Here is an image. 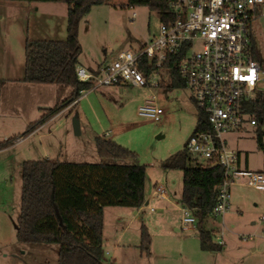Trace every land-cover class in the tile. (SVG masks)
Masks as SVG:
<instances>
[{"label":"rangeland","instance_id":"rangeland-1","mask_svg":"<svg viewBox=\"0 0 264 264\" xmlns=\"http://www.w3.org/2000/svg\"><path fill=\"white\" fill-rule=\"evenodd\" d=\"M3 2L6 1L0 0V74L7 73L1 72L2 66L4 69L7 64L8 73L22 78L27 38L66 39L67 4L61 3L65 8L64 14L58 12L55 20L48 22L46 29L33 17L34 13L26 17L22 8L4 7L6 3ZM127 2L109 0L95 5L82 19L79 38L83 51L79 65H100L114 59L121 51L137 49L157 35L161 25L159 14L144 5L129 7ZM254 36L264 55L261 21L254 25ZM7 45L11 46L12 52L7 53ZM165 78L168 81V77ZM25 84L21 92L26 100L24 104L18 105L17 101L7 103L0 114V141L22 135L30 123L41 117L44 113L41 106L44 104H37V101L46 102L47 107H55L65 102L72 92L71 87L66 85ZM1 94L4 96V91ZM154 95L165 111L160 121L139 114V107ZM4 97L11 98L8 94ZM198 112L186 87L150 88L123 84L90 88L82 92L77 101L48 120L44 127L19 137L12 146L0 150V264L57 263L56 245L32 246L17 239L23 163L45 158L101 162L96 146L98 137L115 140L137 152L138 157L128 162L147 165L150 204L157 207L152 212L144 205L136 217L128 207L109 209L107 232L111 237L109 244L105 243L103 247V264H108L114 253V239L122 233L123 242H132L135 237L139 247H131L128 251L120 249L118 259L126 264L145 262V259L136 257L135 260L133 256V253L142 251L140 234L143 224L151 235L150 248L143 252L144 256L150 255L153 262L148 261L150 264H264L262 186L250 187L244 183V179H239L232 187L231 207L224 215L225 223L221 216L209 219L207 226L214 230V240L219 242L221 237L225 242L222 250L203 249L197 230L181 228L183 172L165 168L162 164L187 144L197 125ZM74 118L79 121V133L75 131ZM256 130V125H248L225 135L228 144L241 153V167L244 170L260 171L264 167V153L257 146ZM107 132L110 134L107 135ZM156 182L167 187L171 198L169 201L158 200L152 195ZM111 210L125 212L121 225H113ZM177 227L179 230H176Z\"/></svg>","mask_w":264,"mask_h":264},{"label":"trees","instance_id":"trees-1","mask_svg":"<svg viewBox=\"0 0 264 264\" xmlns=\"http://www.w3.org/2000/svg\"><path fill=\"white\" fill-rule=\"evenodd\" d=\"M8 2L66 3V39H30L25 42L23 81L32 84H60L71 87L65 102L47 107L41 117L30 123L18 137L0 141V150L14 144L57 115L70 103L77 101L83 90L93 82L80 81L76 68L83 51L79 29L82 19L95 5L109 0H4ZM173 0H128L129 7L148 6L161 21L174 18L170 10ZM253 56L264 67V55L253 36ZM141 66L145 68L143 60ZM173 81L167 87H186L176 68ZM250 111L257 119L256 140L264 153V92L251 101ZM206 115L198 112L193 134L208 130ZM97 152L101 162H69L26 160L22 170V200L17 219V239L28 245H56V264H103L105 208L123 206L139 209L147 200V165L129 163L137 152L115 140L98 137ZM241 154V153H240ZM163 167L183 172L180 202L197 217V232L205 250L220 251L222 244L214 240V230L207 223L213 216L219 187L224 179L221 166L203 163L187 148L177 151L163 162ZM261 172H264V167ZM151 235L145 224L141 227L142 252H147Z\"/></svg>","mask_w":264,"mask_h":264},{"label":"built area","instance_id":"built-area-1","mask_svg":"<svg viewBox=\"0 0 264 264\" xmlns=\"http://www.w3.org/2000/svg\"><path fill=\"white\" fill-rule=\"evenodd\" d=\"M170 10L174 18L161 21L151 40L95 68L78 65L76 73L80 81L93 82L92 88L123 84L164 88L173 81L172 68H176L209 126L192 134L187 148L203 163L224 170L212 211L213 216L224 217L239 179L250 187H264V172L242 169L240 152L225 137L257 124L250 104L264 92V67L253 56L252 40L257 21L262 22L264 32V0H173ZM164 113L155 95L139 107L141 116L155 121ZM153 195L158 200L169 198L162 183L155 186ZM181 209V228L197 230L192 210L184 205ZM219 243L225 244L221 237Z\"/></svg>","mask_w":264,"mask_h":264},{"label":"crops","instance_id":"crops-1","mask_svg":"<svg viewBox=\"0 0 264 264\" xmlns=\"http://www.w3.org/2000/svg\"><path fill=\"white\" fill-rule=\"evenodd\" d=\"M3 3H6L4 5V7H11L12 6V7H20V8H22L24 10V13H25V16L26 17H30V15L32 13H34V16L33 17H35V19L38 22L42 23L44 25L42 27H44L46 29H48V26H47L48 25V22L51 19L52 20H55L54 17L57 15L58 12L61 13V14H64V10H65L64 6H61V3H51V2L25 3V2H7V1L6 2H3ZM67 12H68V7H67ZM49 26H50V24H49ZM6 50H7V53L9 51L12 52L11 51V46L10 45H7ZM98 65L89 66L88 68H95ZM3 66L1 68V72L2 71L3 72L6 71L7 73H5V74L4 73H1L0 74V93L4 91V96L6 94H8V96H10L11 98L9 100L8 97L5 98L1 94V96H0L1 97L0 98V114H2L3 110H5V108L7 107V103H11V102L14 103L15 101H17L18 105L19 104H22L23 105L24 102L26 101L25 99H23V96L21 95L22 94L21 92L24 91V87H26L24 85H27V84H25L27 82H24L22 80L23 77H24V75H23L22 78L14 77V75H11V73H8L9 72V69L6 68L7 64L5 65L4 69H3ZM24 67H25V64H24ZM10 76H13V77H10ZM31 85H34V84L31 83ZM11 88H12V90H11L12 92L10 91ZM29 89H31V88H29ZM41 90L42 89H39L38 91H41ZM10 92H11L12 95L10 94ZM41 102L40 101H37V104H44L41 107L43 109L47 108V103L46 102H42L41 103ZM34 106H36V105H34ZM47 123L48 122L44 123L39 128L44 127V125H46ZM39 128H37L36 130H38ZM22 140H24V138H22ZM158 183H160V182L154 183L152 195L154 193V188H155V186ZM170 199L171 198H170V194H169V198L168 199H163V200L164 201H169ZM163 200H161V201H163ZM146 201H148V204L151 205L150 204L151 197H149V195H147V200ZM148 204H145V205L148 206ZM181 206H182V204H181ZM111 207H117L116 209H120V207H122V206H109V207H106L105 208V227H104V238H105V240H104V243H103V247H104V244L105 243H106V245H108L109 242H110L109 241V238L111 236H109V232H107V230H108L107 229V213H108V211H109V209ZM128 208H130V207H128ZM131 209L133 211L132 213L134 214V217H136L138 215L139 211L142 209V207L139 208V209H133V208H131ZM111 211H112L111 212V216H112L113 225L114 226L115 225L116 226L121 225L122 220L125 218V216H124L125 212L123 210H111ZM152 212H155V211H152ZM223 223H225L224 217H223ZM116 230H118V229H116ZM176 230H179V227H177ZM124 233H125V231H124ZM140 236H141V234H140ZM114 240L115 241L112 244V247L114 249V253L109 258L108 264H126L123 261H120V259H118V253H120L121 250L128 251L129 249H131V247L137 248V247H139V245L135 242V237H134V241H132V242L131 241L123 242V233L120 234L119 236H117ZM131 253H132V251H131ZM133 256H134L135 260L137 259L136 257H140L139 259H145L144 260L145 262H142V261L138 262L137 261V263H135V264H148L149 262H151L150 255L149 256H144V254H143V252L141 250H140V253L139 254H138V252L133 253ZM151 263H153V262H151Z\"/></svg>","mask_w":264,"mask_h":264},{"label":"water","instance_id":"water-1","mask_svg":"<svg viewBox=\"0 0 264 264\" xmlns=\"http://www.w3.org/2000/svg\"><path fill=\"white\" fill-rule=\"evenodd\" d=\"M74 126H75V131L79 133L80 128H79V121L77 120V118H74ZM145 204H148V201H146Z\"/></svg>","mask_w":264,"mask_h":264}]
</instances>
